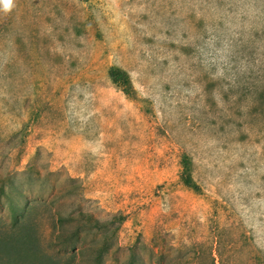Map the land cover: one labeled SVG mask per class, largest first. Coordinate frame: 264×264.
<instances>
[{
  "label": "rangeland",
  "instance_id": "374dc122",
  "mask_svg": "<svg viewBox=\"0 0 264 264\" xmlns=\"http://www.w3.org/2000/svg\"><path fill=\"white\" fill-rule=\"evenodd\" d=\"M71 262L264 264V0H0V264Z\"/></svg>",
  "mask_w": 264,
  "mask_h": 264
},
{
  "label": "trees",
  "instance_id": "16d2710c",
  "mask_svg": "<svg viewBox=\"0 0 264 264\" xmlns=\"http://www.w3.org/2000/svg\"><path fill=\"white\" fill-rule=\"evenodd\" d=\"M110 77L112 78L113 82L116 83L117 85H119L123 91L127 94V95H130L132 93V85H131V82L129 80V77L127 76V74L124 72V71H113L110 73ZM180 182L189 187V188H193V184H192V179H191V174H190V171H189V167H188V164L185 163V161L181 160V171H180ZM26 211H27V208L25 207L24 208V213L21 214L20 216H18V214L16 215V213L13 215V218H12V226L13 228H17L19 223L21 222V219L24 217V215L26 214ZM19 211L17 210V213ZM88 217V222L91 223L92 226H96L97 228L99 229H105L108 224L110 223L105 221V222H98L97 220H92L91 217L89 216H86ZM66 218L62 217L61 215H58L57 216V220H56V223L59 224V227L61 228L62 225H63V222L65 221ZM16 230V229H15ZM62 232H61V229L59 232H57V234H55V243H60L58 245H62V241L60 242V238L62 237ZM23 237V234H22V231L17 233V238L18 239H22ZM54 243V242H53ZM68 249H73V245H68L66 246ZM91 249L90 246L86 247V250H89ZM85 251V250H84ZM83 251V252H84ZM83 252H80L79 253V256L81 254H83ZM101 258V251H97V254L95 255V260H96V263H99V259ZM71 264H82V263H76V262H71Z\"/></svg>",
  "mask_w": 264,
  "mask_h": 264
}]
</instances>
